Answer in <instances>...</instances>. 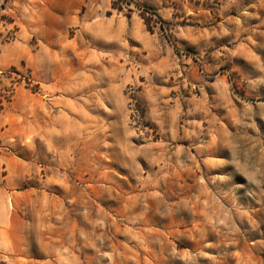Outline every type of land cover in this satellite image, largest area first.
Instances as JSON below:
<instances>
[{
    "label": "rangeland",
    "instance_id": "rangeland-1",
    "mask_svg": "<svg viewBox=\"0 0 264 264\" xmlns=\"http://www.w3.org/2000/svg\"><path fill=\"white\" fill-rule=\"evenodd\" d=\"M120 1L0 0V263L264 264V0Z\"/></svg>",
    "mask_w": 264,
    "mask_h": 264
},
{
    "label": "trees",
    "instance_id": "trees-1",
    "mask_svg": "<svg viewBox=\"0 0 264 264\" xmlns=\"http://www.w3.org/2000/svg\"><path fill=\"white\" fill-rule=\"evenodd\" d=\"M120 2H123V1L121 0ZM126 3H128V2L126 1ZM112 7L116 8L117 10H121V9H120L121 7L116 6V5H114V4H112ZM0 264H5V263L1 262Z\"/></svg>",
    "mask_w": 264,
    "mask_h": 264
}]
</instances>
